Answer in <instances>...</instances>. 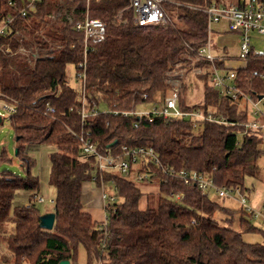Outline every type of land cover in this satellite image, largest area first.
Here are the masks:
<instances>
[{"label": "trees", "instance_id": "obj_1", "mask_svg": "<svg viewBox=\"0 0 264 264\" xmlns=\"http://www.w3.org/2000/svg\"><path fill=\"white\" fill-rule=\"evenodd\" d=\"M11 1L18 3L17 9L9 5ZM242 2L166 0L164 9L184 28L141 27L132 21L114 25L128 0H93L89 5L85 0H42L26 19L16 20L28 41L0 38V45L10 43L14 51L24 45L31 53L28 57L0 54V99L16 106L10 122L16 157L26 176L9 171L0 176V264H79L80 248L86 253L87 264H264V243L251 244L243 237V233L264 237L252 215L240 210L237 230L235 211L203 196L197 186L163 172L168 168L198 172L212 178L217 187H241L244 195L249 194L245 184L248 179L260 178L264 148L260 132L245 127L252 120L247 106L241 109V100L221 97L205 74L197 76L203 82V100L187 105V87L183 85L179 106L184 111L212 112L224 123L200 121L195 127L190 120L135 115L143 105L168 94V75L174 69L190 72L187 57L194 56L192 49L198 50L208 40L207 16L199 9L213 3L228 6ZM22 7L21 0H0V18L18 16ZM72 8L78 18L88 13L108 26L106 39L92 44L87 53L83 34L64 16L52 18ZM123 17L129 19V14L123 12ZM214 48L232 61L239 58L228 55L227 48L222 50L216 43ZM82 63L86 66L83 93L82 83L77 91L67 75L68 67L74 65L77 78ZM217 65L223 71L229 68L224 62ZM197 66L209 68L207 62ZM262 75L264 59L250 56L236 70L235 84L257 101L264 96ZM82 97L85 108L96 111V116L82 119ZM48 106L54 108V114H47ZM115 111L133 115L124 117ZM83 137L91 138L101 155L121 156L124 147L153 149L160 160L159 166L149 167L161 181L157 206L142 209L143 193L137 183L115 172L99 171L96 157L83 151ZM46 145L55 148L50 157V185L56 191L53 231L40 227L43 214L34 201L40 195V180L31 174L36 160L30 149ZM1 160H8L5 153ZM86 183L99 188L104 184L122 201L108 208L105 231L84 207ZM18 191L29 196V207H14ZM179 194L183 198L177 200ZM218 213L225 219L216 220Z\"/></svg>", "mask_w": 264, "mask_h": 264}, {"label": "built area", "instance_id": "obj_2", "mask_svg": "<svg viewBox=\"0 0 264 264\" xmlns=\"http://www.w3.org/2000/svg\"><path fill=\"white\" fill-rule=\"evenodd\" d=\"M23 7L18 10L19 15H8L0 18V38H7L8 42L18 40L19 42L28 41V36L24 35L23 32L15 25L18 18L26 19L30 12L36 9L37 4L42 0H21ZM90 3L93 0H85ZM166 0H128V6L121 11L113 20L114 25L127 24L132 21L137 26H167L174 25V21L170 15L164 9V2ZM9 5L13 8L18 7L16 1H11ZM207 16V32L208 40L198 50L192 49L194 56H188L187 59L191 63L190 72L194 76L208 75L209 84L214 88L221 97L229 98L236 102L241 100L246 104L250 116L252 118L245 127L247 129L257 130L260 132L261 139L263 141L264 148V96L262 100H253L248 95L244 94L237 88L235 84L236 70L238 67L244 66L249 60L250 56L255 59H264V47L262 49L257 48L258 44L252 39V35L256 34L259 37L264 38V3L260 0H245L241 5H228L220 6L215 3L207 5L199 9ZM76 9L72 8L70 12L62 11L52 18L65 17L66 21L72 26L75 31L83 34V43L85 52L92 44L102 43L107 36V24L100 19L92 18L88 13L82 18L76 17ZM123 12L129 14V19L123 17ZM226 22L228 30L235 32L239 36V53L238 60L232 61L229 57L223 56V54H217L214 48V41L212 36L214 34L212 26L215 24H221ZM34 60L38 58V49L35 48ZM31 51L28 50L24 45H20L16 51L13 50L10 43L0 45V54H11V55H22L30 56ZM216 53V54H214ZM199 62H207L208 67L204 69L197 66ZM218 62H224L227 70L223 71L218 67ZM174 69L168 75L167 85L170 86L169 92L165 97L155 100L150 103L151 109H140L135 113L139 118L146 117H161L163 119H177V120H190L197 127L200 121H216L218 123H224V120L217 121L213 116L212 112L208 114L203 113L200 110L184 111L179 106L180 90L184 84V79L187 74L185 70ZM79 72L77 73L78 80L82 83V93L85 90L86 81V66L85 63L79 64ZM258 73H255L257 76ZM264 78V75L261 76ZM147 98V96H145ZM83 109L82 119H86L89 115L96 116V111H88L85 108L86 100L82 97ZM263 107V108H262ZM104 113L106 111H103ZM5 113L11 117L16 113V106L7 100L0 99V115ZM55 110L53 107L48 106L47 114H54ZM115 115H123L129 117L133 115L127 111H115ZM2 118V117H1ZM74 135V134H73ZM83 151L87 155L95 156L97 159L98 169L101 172H115L123 177L128 178L130 181L135 183L151 182L155 177V173L149 167L152 164L156 166L160 165V160L157 157L153 149L150 148H135L128 149L124 147L122 149V155L115 157L112 154L101 155L98 153L96 143L91 138H81ZM164 174L183 181L187 185H195L201 191L203 196L210 197L212 192H215L217 196L221 198L230 197L235 194L240 196L239 201L242 206L245 207V211L252 215L253 218L264 219V202L260 204L257 209H254L249 205L246 195L243 194L241 187L227 188L217 187L212 178L200 174L198 172H190L187 170H175L168 168L163 170ZM102 189V203L104 206V220L98 222V228L101 231H105L108 225V208L119 206L120 201L115 192L113 195L106 193V186ZM183 195L179 194L176 199H182ZM36 204L44 202V198L37 195L34 198ZM30 204H27L29 207ZM106 238L109 237L107 232L105 233ZM107 242V239L105 240ZM103 241V248H106V242ZM98 264H102L101 262Z\"/></svg>", "mask_w": 264, "mask_h": 264}, {"label": "rangeland", "instance_id": "obj_3", "mask_svg": "<svg viewBox=\"0 0 264 264\" xmlns=\"http://www.w3.org/2000/svg\"><path fill=\"white\" fill-rule=\"evenodd\" d=\"M92 2V1H91ZM87 5L90 3L86 2ZM63 7L66 9V5L62 2ZM233 5V4H231ZM90 16V15H89ZM174 21V26L179 28H184V26L177 21L175 16H172ZM213 32L222 33L220 35L214 34L212 40L217 44L219 48H227V54L238 55L239 53V36L237 33L230 32L228 30V25L226 22L221 24H215L212 26ZM229 32V33H225ZM252 39L258 44L257 48L262 49L264 47V38L259 37L256 34L252 35ZM216 54V53H214ZM67 75L69 78V84L75 88L77 91L80 89L79 80L76 78V68L74 65H70L67 69ZM187 87L185 102L187 105H196L203 100V82L197 76H194L191 72H188L184 79V84ZM183 87V86H182ZM243 103V102H242ZM246 104H241V109H244ZM263 108V107H262ZM104 108H102L103 110ZM140 109H151V105L145 104ZM105 111V109L103 110ZM264 111V110H263ZM1 116V115H0ZM2 122H0V176L3 172L9 171L19 176H26V171L22 168V164L16 157V144H15V132L10 122V117L3 113ZM55 148L53 146H43L40 148L30 149V155L36 160L35 165L31 170L32 176L37 177L40 180V196L44 198V202L38 203L37 208L42 212V214L51 213L54 209V201L56 199V191L50 185L51 176V161L50 157L54 153ZM5 153L7 156L6 161H2L1 157ZM261 173L259 179H248L246 181V188L249 189L250 193L246 194L249 205L254 209H257L262 202H264V158L260 161ZM161 181L159 179H154L151 182H141L138 183L139 188L143 193L142 200L140 202V207L146 209L148 207L153 208L157 206L159 199V185ZM89 190L93 191V195L89 194ZM106 193L108 195H113V189H107ZM240 196L237 194L219 198L215 192L210 194V199L222 204L224 207L235 211V222L237 230H239L238 222L240 219V210H245V207L239 201ZM29 203V196L23 192L18 191L14 199V207L23 206ZM84 207L88 212H91L94 218L98 222H102L105 218L106 212H104V206L102 203V189L96 186L95 183L88 184L84 189L83 195ZM247 212V211H246ZM224 220L225 216L221 213L216 215V220ZM252 222L259 229L264 230V219L253 218ZM244 240L251 244L264 243V237L260 233H243ZM79 264H87V257L84 249L80 248L78 254Z\"/></svg>", "mask_w": 264, "mask_h": 264}, {"label": "water", "instance_id": "obj_4", "mask_svg": "<svg viewBox=\"0 0 264 264\" xmlns=\"http://www.w3.org/2000/svg\"><path fill=\"white\" fill-rule=\"evenodd\" d=\"M263 96L259 97V100H262ZM0 122H2V118L0 116ZM116 142L112 145H115ZM17 154V151L15 152ZM56 221V214L54 212L43 214L40 217V227L46 231H53ZM60 264H71L70 261H63Z\"/></svg>", "mask_w": 264, "mask_h": 264}, {"label": "crops", "instance_id": "obj_5", "mask_svg": "<svg viewBox=\"0 0 264 264\" xmlns=\"http://www.w3.org/2000/svg\"><path fill=\"white\" fill-rule=\"evenodd\" d=\"M243 1H245V0H243ZM88 184H90V183H86L85 185H84V187H83V195H84V189H85V187L88 185ZM93 191H90L89 190V194H91V195H93ZM53 211V210H52Z\"/></svg>", "mask_w": 264, "mask_h": 264}]
</instances>
